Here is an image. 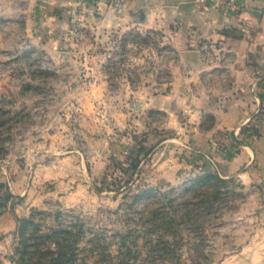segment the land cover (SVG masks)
<instances>
[{"label":"rangeland","instance_id":"1","mask_svg":"<svg viewBox=\"0 0 264 264\" xmlns=\"http://www.w3.org/2000/svg\"><path fill=\"white\" fill-rule=\"evenodd\" d=\"M27 4L0 0V178L19 166L50 181L35 185L31 223L0 244V264H252L239 186L176 169L174 140L134 160L126 147L137 149L162 116L123 126L113 116L129 108L118 99L125 90L97 87L96 57L67 58V31L30 21ZM140 43L133 33L118 50L132 55ZM122 59L109 62L112 86Z\"/></svg>","mask_w":264,"mask_h":264},{"label":"crops","instance_id":"2","mask_svg":"<svg viewBox=\"0 0 264 264\" xmlns=\"http://www.w3.org/2000/svg\"><path fill=\"white\" fill-rule=\"evenodd\" d=\"M24 1L30 21L46 20L48 33L67 31V58L96 57L97 87L125 90L118 99L129 108L113 116L123 126L162 116L158 129L144 132V148L174 140L182 145L175 146L176 169L214 173L226 186H239L247 202L239 213L241 250L254 251L252 264H264V0H234L235 10L226 1L205 7L196 0ZM133 33L141 40L135 53L118 50ZM90 41L95 51L86 48ZM116 58L126 69L112 86L107 74ZM231 134L238 145L219 146L218 140L231 143ZM27 172L13 166L0 178V197L11 196L0 203V244L35 207V185L50 181Z\"/></svg>","mask_w":264,"mask_h":264},{"label":"trees","instance_id":"3","mask_svg":"<svg viewBox=\"0 0 264 264\" xmlns=\"http://www.w3.org/2000/svg\"><path fill=\"white\" fill-rule=\"evenodd\" d=\"M250 130H252L250 125L243 127L242 130H241V135H243L244 137H247L246 135L248 134V131H250ZM231 136H232V134H231ZM144 141H145V138L142 137V139L137 143V149H133L131 151V156L134 157V160L137 158V155L139 153L148 152L149 151L148 149L144 148V146L142 145L144 143ZM218 142H219L218 143L219 146H221V145L225 146L228 150L233 149L239 143L237 138L233 137V136H232V142L229 143V144H225V141L221 142L220 140H218ZM151 148H152V146H151ZM151 148H149V149L151 150ZM133 165L135 166V164H133ZM9 197H11V196H9L8 194L7 195H3L2 197H0L2 199V201L0 203L1 204L4 203L5 201H7L9 199ZM31 219L32 218L30 216L28 218H17V230H16V233L19 232V233L22 234L23 231H24V228L26 227V225L28 223H31ZM21 244H23L24 246L26 245L22 240H21ZM17 249H19V247Z\"/></svg>","mask_w":264,"mask_h":264},{"label":"built area","instance_id":"4","mask_svg":"<svg viewBox=\"0 0 264 264\" xmlns=\"http://www.w3.org/2000/svg\"><path fill=\"white\" fill-rule=\"evenodd\" d=\"M201 6L205 7L207 6L209 3L212 2H221V1H226L230 7L231 10H235L237 9L234 3V0H196Z\"/></svg>","mask_w":264,"mask_h":264}]
</instances>
